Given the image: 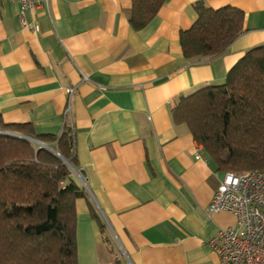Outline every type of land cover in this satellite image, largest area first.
<instances>
[{"label":"crops","instance_id":"crops-1","mask_svg":"<svg viewBox=\"0 0 264 264\" xmlns=\"http://www.w3.org/2000/svg\"><path fill=\"white\" fill-rule=\"evenodd\" d=\"M199 2L242 9L244 31L224 54L188 60L180 33ZM132 4L49 0L21 16L17 0H0V115L60 135L71 110L87 192L76 201L79 264H219L208 241L237 219L207 211L226 172L172 108L264 45V0H166L140 30Z\"/></svg>","mask_w":264,"mask_h":264},{"label":"trees","instance_id":"trees-1","mask_svg":"<svg viewBox=\"0 0 264 264\" xmlns=\"http://www.w3.org/2000/svg\"><path fill=\"white\" fill-rule=\"evenodd\" d=\"M166 0H133L129 21L144 28ZM198 18L180 33L188 60L224 54L244 31V11L196 4ZM217 170H264V45L253 47L228 71L223 83L180 97L172 108ZM57 149L76 165L75 129L39 134L30 123H7L0 115V264H79L77 208L86 196ZM76 167V166H75Z\"/></svg>","mask_w":264,"mask_h":264},{"label":"built area","instance_id":"built-area-1","mask_svg":"<svg viewBox=\"0 0 264 264\" xmlns=\"http://www.w3.org/2000/svg\"><path fill=\"white\" fill-rule=\"evenodd\" d=\"M24 12L47 7L49 0H17ZM30 29L33 23L24 22ZM66 124L74 129L71 110L66 111ZM226 211L235 215L237 226L220 228L208 241L219 264H264V170L242 173L226 172L215 190L207 211Z\"/></svg>","mask_w":264,"mask_h":264},{"label":"water","instance_id":"water-1","mask_svg":"<svg viewBox=\"0 0 264 264\" xmlns=\"http://www.w3.org/2000/svg\"><path fill=\"white\" fill-rule=\"evenodd\" d=\"M16 135L24 137V138H27V139H29L31 141H35V142L39 143L42 147L49 149L50 151H52L53 153L58 155L64 161V163L67 164L72 169V171L77 173L76 168L74 167V165L68 159L63 157L57 149L51 147L50 145L46 144L45 142H43V141H41L39 139L30 137V136H27V135H24V134H16Z\"/></svg>","mask_w":264,"mask_h":264},{"label":"rangeland","instance_id":"rangeland-1","mask_svg":"<svg viewBox=\"0 0 264 264\" xmlns=\"http://www.w3.org/2000/svg\"><path fill=\"white\" fill-rule=\"evenodd\" d=\"M37 143V142H36ZM39 144V143H38Z\"/></svg>","mask_w":264,"mask_h":264}]
</instances>
